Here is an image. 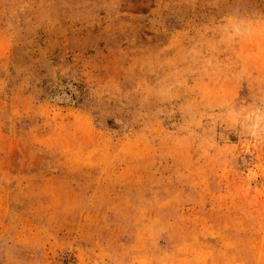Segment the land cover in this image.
I'll return each instance as SVG.
<instances>
[{
  "label": "rangeland",
  "instance_id": "374dc122",
  "mask_svg": "<svg viewBox=\"0 0 264 264\" xmlns=\"http://www.w3.org/2000/svg\"><path fill=\"white\" fill-rule=\"evenodd\" d=\"M0 264H264V0H0Z\"/></svg>",
  "mask_w": 264,
  "mask_h": 264
}]
</instances>
